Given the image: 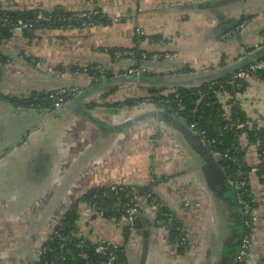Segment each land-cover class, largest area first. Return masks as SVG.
Here are the masks:
<instances>
[{"label": "crops", "instance_id": "crops-1", "mask_svg": "<svg viewBox=\"0 0 264 264\" xmlns=\"http://www.w3.org/2000/svg\"><path fill=\"white\" fill-rule=\"evenodd\" d=\"M0 10L100 17L90 26L29 27L0 39V264H34L73 205L72 234L90 244H116L125 264H230L241 235L225 170L212 165L184 129L151 116L150 108L116 105L198 87L209 72L263 49L264 0H0ZM242 22L244 28L231 34ZM135 50L170 58L151 61L146 74L136 75L132 71L144 62L114 55ZM90 66L103 78L91 75ZM141 76L169 83L134 80ZM120 77L133 80L116 82ZM69 86L80 93L64 111L26 106L30 98ZM220 91L224 120L236 111L239 125L264 132L262 78L246 80L238 92ZM238 147L254 218L246 264H264V178L253 171L264 161V148L260 152L243 135ZM108 184L150 191L185 228L187 249L156 224L159 211L142 197L131 230L119 217H79V200Z\"/></svg>", "mask_w": 264, "mask_h": 264}, {"label": "built area", "instance_id": "built-area-1", "mask_svg": "<svg viewBox=\"0 0 264 264\" xmlns=\"http://www.w3.org/2000/svg\"><path fill=\"white\" fill-rule=\"evenodd\" d=\"M97 13L94 12H78L73 14V20L77 22L81 26H90L92 25L91 17L95 16ZM2 26H10L12 27L11 31L16 34L23 33L26 31L30 25L22 22L21 20L17 21L16 24H10L8 18L4 17L1 19ZM72 25L68 24L67 27H71ZM244 28V22L240 23L231 34L238 33L241 29ZM229 35V34H228ZM116 57L129 56L133 57L135 53L133 51L128 52H116L114 54ZM141 62H145L146 60H150L152 62L159 61L161 59L170 58L169 54H158L151 53L148 54L146 52H142L140 54ZM259 71H264V61L255 60L244 68L237 70L229 75L227 80V85L230 87L228 92H238L241 90L243 82L246 80L253 78L256 76V73ZM136 75H143L147 73L145 67L140 66L132 71ZM100 75L97 79H102L103 74ZM215 82V81H214ZM214 82H209V84L213 85ZM79 90L76 88L69 89H61L55 92H51L48 95L49 101L52 105V110L63 109L68 106L78 95ZM221 93V91L214 92L216 98ZM170 94L173 95L174 99L177 102L179 108L175 110L172 115H174L180 122L184 123L187 128H189L194 134H197L204 144V146L212 153V155L216 158L217 161L222 159L230 160L228 153H221L214 150L215 141L212 137H210L206 130L198 129L194 123L187 124L185 117H183L179 112L184 110L181 105L180 96L176 90H172ZM152 96H148L145 99L147 103H155L153 102ZM218 101V98H217ZM159 104H157V108L155 110H161L168 112L170 108H166L165 106L169 104V101L166 97L159 99ZM160 107V108H159ZM29 108L32 109H40L38 104L29 103ZM223 117V114H222ZM241 128L242 126L239 124L229 125L226 124L220 128H216L214 132L218 136H221L225 131H229L232 127ZM239 148V147H238ZM240 149V148H239ZM240 151V150H239ZM261 158L264 157V153H260ZM232 162L235 163V169L231 176H229V183L232 188V192L234 195L235 202L238 206L239 213L241 215L242 220V234L240 238V243L235 255V259L233 264H246L249 253L252 247V231H253V204H252V196L249 191V178H248V167L245 165L243 158L241 160L237 158H233ZM261 166V167H260ZM246 169V170H245ZM264 172V161L262 160L259 164V167L253 171L261 170ZM108 192L111 194L112 203L109 206V215L106 218L105 213L103 211L104 208L97 207L95 203L92 201L83 202V207L78 212V216L84 219H89L92 215H95L101 219H115V217L122 218L125 221L126 227L128 230L134 229L138 221L140 220V210L138 208L137 202L142 197L148 201V203L157 211H161L160 218L158 217L156 224L160 225L164 228L170 227L174 220H176L174 214L170 212L160 201H158L150 191L142 190L141 188L136 187H122L118 185H111L108 188ZM104 196H106L104 194ZM95 198V197H94ZM57 227V228H56ZM51 233L44 239L42 244L38 249L37 260L39 261L41 257L46 256L52 250L49 247V242L53 240H57L58 242V250L63 252L65 255L72 256L73 259H80L86 262L88 258V252L91 250V254L95 256H104L107 264H112L115 260L114 251L118 250L120 247L113 243H103V244H90L83 239L76 237L72 232L68 234H63V228L60 225V222L57 224ZM180 239L177 242V245L180 248H183L184 251L187 249L189 244V236L186 233V230L183 226H180ZM71 245L75 249V256L71 255L72 251L69 250L67 246ZM45 264H53V261L45 262ZM88 264V262L86 263Z\"/></svg>", "mask_w": 264, "mask_h": 264}, {"label": "trees", "instance_id": "trees-1", "mask_svg": "<svg viewBox=\"0 0 264 264\" xmlns=\"http://www.w3.org/2000/svg\"><path fill=\"white\" fill-rule=\"evenodd\" d=\"M8 18L10 24H16L17 21L21 20L22 22L30 25L32 29L35 27H41L45 25H53L56 27L67 26L68 24L72 26H79L77 22L73 20V14H63L57 11L52 13L44 12V11H1L0 10V39L9 37L13 32L11 31L12 27L10 26H2L1 19ZM42 20H40V18ZM100 17L99 13L95 16L91 17L92 24L98 23ZM134 58L137 61H140V54L142 52L135 50ZM258 60L264 61V56L259 58ZM91 75L98 77L100 74L91 66L87 69ZM256 76L262 78L264 80V71H259L256 73ZM229 75L226 77L220 78L216 80L213 85L209 83H203L198 87H177L174 90L180 96L181 105L184 110L179 112L185 120L187 124L194 123L198 129H204L207 131L208 135L212 137L215 141L214 150L221 153H228L230 160L222 159L218 161V164L225 170L226 175L229 177L232 175L235 169V163L232 162L233 158H237L241 160V152L239 151L238 144L239 138L245 136V139L250 142H257L260 147V152L263 151L264 148V132L257 131L255 129H249L247 127H232L229 131H225L221 136H218L214 130L216 128H220L226 124H239L237 121L239 120V114H236V111L232 112L228 120H224L222 117V110L217 98L214 94L216 91L226 90L229 91L230 87L227 85ZM49 94H45L36 99V101H32L33 104H38L40 109L52 110V105L48 98ZM166 97L169 101V104L166 105V108H170L167 112L172 114L179 106L177 105L176 100L174 99L172 94L167 95H158V98L153 99L158 106L159 99ZM131 101H125L124 104H131ZM261 167V166H260ZM246 170V169H245ZM261 170V169H260ZM260 173L263 175L264 172L261 170ZM143 190V189H142ZM104 194L106 196H104ZM95 197V198H94ZM92 201L96 204L97 207L104 208L106 213L109 215V206L112 203L111 194L108 192V189L104 188H94L89 190L79 201L80 202H88ZM161 211L159 212L160 215ZM116 218V217H115ZM160 218V216H159ZM77 219V207L73 205L70 210L64 215L62 220L60 221V225L63 228L62 233L68 234L74 230L75 225L74 222ZM180 226L177 220H174L173 224L167 228L170 238L172 241H178L180 239ZM57 228V227H56ZM242 226H240V235L242 232ZM177 243V242H175ZM49 247L52 250L46 256L41 257L38 263L36 264H45V262L53 261V264H101L102 261L99 259V256L92 255L91 250L88 252V258L85 261L80 259H73L70 255H65L63 252L58 250V242L57 240H53L49 242ZM69 250L72 251L71 255L75 256V249L69 245L67 246ZM184 251L183 248H181ZM115 260L112 264H125L124 252L122 248L114 251Z\"/></svg>", "mask_w": 264, "mask_h": 264}, {"label": "water", "instance_id": "water-1", "mask_svg": "<svg viewBox=\"0 0 264 264\" xmlns=\"http://www.w3.org/2000/svg\"><path fill=\"white\" fill-rule=\"evenodd\" d=\"M263 55H264V48L259 50V51H257V52H255L254 54L249 55L247 58H244L240 62L234 63L231 66H228L227 68H225L224 70H222L220 72H213V73L209 72L208 74H206L205 79H203L202 81L204 83H209V82L216 81V80H218L220 78L226 77L227 75H230L233 72L244 68L249 63H251V62H253L255 60H258ZM131 80H133V79L120 77V78H117L115 81L116 82H123V81H131ZM134 80H137L138 82L144 83V84H147V85H149V84L157 85V84H167V83H169V81H167V79H163V78L150 79V78H146V77H142V76L138 77L136 79L134 78ZM175 85H178V84H175ZM81 98L82 97H79V98H77V100H79ZM77 100H75V101H77ZM72 103H73V101L68 106L64 107V110H66ZM64 110H62V111H64ZM38 113H41V112L39 111ZM151 116H156V117L161 118V119L169 120L175 126L181 127L182 129H184L190 135L191 142L194 141V144L196 146L200 147L203 152H206L208 154V159L210 160V163L212 165H215L216 167H219L218 161L212 155V153L204 146V144L200 140L199 136L197 134H194L189 128H187V126L184 123L180 122L175 116H173L172 114H169V113H167L165 111H161V110L152 111ZM92 121L94 123H96L98 126H100L97 121H94V120H92ZM224 179H226V181L228 182V185H229V187L231 189V192H232V188H231V185L229 183V177L226 175V176H224ZM232 194H233V192H232ZM233 197H234V195H233ZM233 206H234V208L236 210V216L238 218L239 225L242 226L241 215L239 213L238 206H237V204L235 202V199H234ZM240 238H239V243H240ZM238 246H239V244H238ZM237 249H238V247H237ZM236 252H237V250H236ZM236 252H235L234 256L232 257V260H231L230 264H233ZM99 259L101 261H105V257L104 256H99Z\"/></svg>", "mask_w": 264, "mask_h": 264}, {"label": "rangeland", "instance_id": "rangeland-1", "mask_svg": "<svg viewBox=\"0 0 264 264\" xmlns=\"http://www.w3.org/2000/svg\"><path fill=\"white\" fill-rule=\"evenodd\" d=\"M150 60H146L145 62H144V66L143 67H150L151 66V64H150ZM150 64V65H149ZM138 67H140V66H138ZM146 74V73H145ZM104 76V75H103ZM69 89V88H71L70 86L69 87H63V88H60V89H56V90H53V91H50V92H48V93H46V94H49V93H51V92H54V91H58V90H61V89ZM167 94H169V93H166V94H162V95H167ZM147 98V94H145L144 96H142V97H138V98H134V97H131V98H128L127 97V99L126 100H124L123 102H121V104H119V105H116V106H120V108H122V107H131V108H135V107H140V108H142V107H145V108H150V110L151 111H154L155 109L154 108H157V105H156V103H147V102H145V99ZM152 98H158V95H152ZM36 99L37 98H33V99H29V100H27V108H29V105H28V103H30V102H32V101H36ZM125 101H131L132 103L131 104H124V102ZM19 102V101H18ZM21 102V101H20ZM131 105V106H130ZM88 108H97L96 106H92V104H89L88 105ZM160 108V107H159ZM44 110V109H43ZM45 110H47V109H45ZM62 110H64V108L63 109H58L57 111H62ZM174 116V115H173ZM107 186H109V184L107 185ZM144 189V188H143ZM103 211H104V213H105V216H106V218H108L107 217V213H106V210L105 209H103ZM95 216V215H94ZM96 217V216H95ZM57 226V225H56ZM36 263H38V260H37V258H36V261H35V263L34 264H36Z\"/></svg>", "mask_w": 264, "mask_h": 264}]
</instances>
